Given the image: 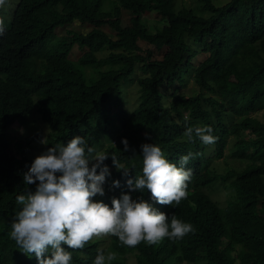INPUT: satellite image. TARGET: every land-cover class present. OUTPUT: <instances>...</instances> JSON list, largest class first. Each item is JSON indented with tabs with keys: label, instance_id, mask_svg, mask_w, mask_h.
Listing matches in <instances>:
<instances>
[{
	"label": "trees",
	"instance_id": "obj_1",
	"mask_svg": "<svg viewBox=\"0 0 264 264\" xmlns=\"http://www.w3.org/2000/svg\"><path fill=\"white\" fill-rule=\"evenodd\" d=\"M117 1L106 12L105 0H13L10 26L0 36V264H38L9 235L20 210L16 197L35 191L23 176L34 161L33 142L43 138L15 140L10 128L27 123L35 108L51 129L49 147L84 136L131 169L126 177L111 158L105 161L106 195L94 199L109 206L130 191L128 179L142 175L143 143L159 145L177 166L180 157L194 155L180 205H160L147 190L130 193L191 223L194 233L134 248L115 236L94 237L83 249H67L70 264H94L98 249L115 254L106 264H128L129 255L136 264H264V118L252 116L264 112V0H199L208 16L177 9L176 0ZM151 14L163 28L148 24ZM190 74L192 94L182 92ZM127 83L139 85L133 108ZM196 126H211L216 143L187 142L186 128ZM233 137L242 167L220 172L215 160ZM115 180L120 186L113 188ZM216 184L230 191L224 207L206 193Z\"/></svg>",
	"mask_w": 264,
	"mask_h": 264
},
{
	"label": "clouds",
	"instance_id": "obj_2",
	"mask_svg": "<svg viewBox=\"0 0 264 264\" xmlns=\"http://www.w3.org/2000/svg\"><path fill=\"white\" fill-rule=\"evenodd\" d=\"M5 7L6 0H0V9ZM6 27L0 17V36ZM145 137L152 139L148 132ZM184 137L190 143L198 138L206 146L218 139L211 126L187 127ZM40 142L47 144L46 139ZM121 142L124 151H129V141L124 138ZM141 149L142 175L128 179L130 191L119 198L113 196L109 206L94 199L106 195L104 186L111 171L105 161L111 158L116 170L126 177L131 171L115 153L98 151L84 136H75L67 145L47 148L23 176L26 185H36L35 191L16 197L20 210L12 220L9 235L17 248L29 257L35 255L38 264H70L72 253L67 249H83L94 237L115 236L122 245L134 248L142 242L152 246L165 238L176 241L194 233L191 223L160 212L147 200L134 199L130 194L147 190L160 205H180L188 197L193 173L185 166L194 158L193 153L180 157L177 166L155 143H143ZM119 186V180L112 182L113 188ZM97 252L94 264H106L116 258L114 253L105 254L99 249Z\"/></svg>",
	"mask_w": 264,
	"mask_h": 264
},
{
	"label": "rangeland",
	"instance_id": "obj_3",
	"mask_svg": "<svg viewBox=\"0 0 264 264\" xmlns=\"http://www.w3.org/2000/svg\"><path fill=\"white\" fill-rule=\"evenodd\" d=\"M219 3L225 4L227 0H218ZM118 3L117 0H105L104 2V11L106 12H111L115 9L116 4ZM176 5L177 9H181L184 7L188 8H193L197 11L199 14H203L205 16H208V13L204 11L202 8V3L199 0H176ZM14 6L13 0H8L6 2V7L1 9L2 11V18L5 20L6 23V28L10 26V21L12 20L13 17V11L12 7ZM12 11V12H11ZM123 19L128 20L130 19L131 15L128 11L124 10L122 12ZM147 19L148 24L153 28V29H158V28H163L165 22L159 18L156 14H151L149 17H145ZM74 28L77 29H83L84 32L89 31V26H83L82 25H74ZM145 45V43H143ZM146 46V45H145ZM158 55V54H157ZM127 89V103L129 108H133L139 101V85L137 83H127L126 86ZM188 91V94H192L196 89L194 88L193 81H192V74L188 76V81H187V88L182 89V92ZM126 96V93H124ZM116 114V113H115ZM252 116H256L259 119L264 118V112H261L259 114H252ZM29 121L25 124L24 122L20 123H15L13 126L10 128V134L11 136L16 137L15 140L18 138H24L27 137L29 134H34V135H43V138L38 139L33 142V145L31 147L32 150H30L29 154L34 157V159L42 155L48 146L47 139L49 137V133L51 131L49 124L43 120L42 116L40 115L38 108H35L33 112L30 115V118H28ZM42 139H46L47 144H43L40 141ZM236 139L233 137L230 141L229 146H227L225 150V156L220 159L215 160V165L217 166L218 170L220 172H226L227 170L231 168H240L242 167V163L239 159H237L236 156H234V146H235ZM207 194H210L212 199L221 207L226 206V204H229V199L231 197L230 191L225 189L221 184H216L213 187H210L206 190ZM229 201V202H227ZM133 255H129V260L128 264H136L134 262H131L130 259L133 258ZM236 264H242L240 261H238Z\"/></svg>",
	"mask_w": 264,
	"mask_h": 264
}]
</instances>
